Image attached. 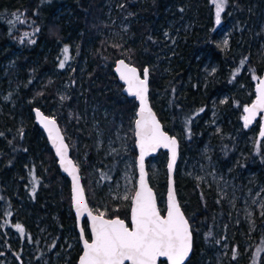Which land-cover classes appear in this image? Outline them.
Returning <instances> with one entry per match:
<instances>
[{"label":"trees","instance_id":"16d2710c","mask_svg":"<svg viewBox=\"0 0 264 264\" xmlns=\"http://www.w3.org/2000/svg\"><path fill=\"white\" fill-rule=\"evenodd\" d=\"M103 1L0 0V57L9 52L15 55V67L19 70L18 76L21 80L16 101L17 106H21L19 113L22 116V121L18 122L17 112L14 115L8 111L0 114V201L6 206L10 217L19 214L22 206L18 197L21 188H25L30 193L35 212L47 211V219H50L51 214H56L53 227L57 234L73 226V240L78 238V233L70 206L69 182L60 173L42 131L35 124L31 107H40L58 121L69 144L71 156L75 159L73 133L76 131L75 119L79 111L78 76L81 60L85 55L89 59L85 93L90 92L88 86L92 80L98 85L104 84V90L99 88L100 97L110 102L116 111H120L129 120L134 117L136 103L122 92V84L112 70L114 60L123 57L137 65L140 70L144 66L148 67L151 105L164 128L178 138L179 156H182L187 147L193 150L194 140L202 134L197 122H192L206 106V97L200 95V86H197L193 75L197 72L203 55L198 59L196 55L200 51L209 53L217 61L221 74L225 76L221 78L223 82L229 85H233L235 80L241 82L239 91L231 94L228 99V104L238 113L252 98L253 84L256 81L254 79L264 70V54L260 57L252 49L249 31L263 0H227L222 12V22L231 21L233 30L226 49L217 41L210 0H124L133 12L141 15L131 21L134 35L125 43L113 41L105 35V31L102 34L97 33ZM61 8L72 11L71 17H66L67 13L58 16ZM180 10L189 12L190 26L180 37L182 40L176 42V53L163 54V44L168 37H162L161 33L164 30L166 36L170 35L164 29V20ZM68 21L78 33L67 27ZM67 34H71L70 37ZM75 34H78L77 39H74ZM65 48L68 49L67 53L64 52ZM72 52L71 68L64 71L60 67L57 76L43 74L44 70L51 68L65 55L70 56ZM188 73L192 78L189 82ZM65 80L70 82L69 92L60 96L58 87ZM216 85L217 83L209 84L208 91L213 92ZM177 123H185L189 128L187 138L183 134L185 130L176 128ZM252 126H256V121ZM242 128L248 129L245 125ZM227 129L230 126L226 127V134L217 139L224 157L235 148V138L227 134ZM130 139L133 140V132ZM41 146L42 164L39 174L34 163ZM82 150L85 158L80 173L85 193L88 194V172L84 165L92 156V151L89 145L82 147ZM249 151L259 159L264 170V138H260ZM132 152L135 153L134 146ZM10 177L16 185L13 191L3 183ZM160 177V183L156 185L149 177L158 200L165 191V168ZM38 186L40 187L37 189ZM175 188L193 237L192 252L184 264H202L204 258L210 255V242L216 243L226 236H229L231 243L230 263L228 261L227 264H247L252 261H256L255 264H264V209L261 214H255L256 225L249 238L251 246L245 253L241 249L240 217L232 215L226 197L219 195L212 186L180 176L177 165ZM87 200H90L89 194ZM160 210L163 211L164 206H160ZM104 211L106 216L118 215L128 222L127 202L118 203L115 207L108 206ZM65 212L67 217L63 214ZM21 217L24 218V215L21 214ZM29 227L28 230L24 227V233L29 234ZM83 227L88 237L86 221H83ZM255 245H260V252L257 259L253 260L252 250ZM70 252L68 262L75 264L80 252L78 242ZM158 264L165 262L160 260Z\"/></svg>","mask_w":264,"mask_h":264},{"label":"rangeland","instance_id":"374dc122","mask_svg":"<svg viewBox=\"0 0 264 264\" xmlns=\"http://www.w3.org/2000/svg\"><path fill=\"white\" fill-rule=\"evenodd\" d=\"M210 1L213 6V28L217 31V41L223 49H226L233 30L232 22H222V11L220 22L217 23L215 4L213 0ZM102 5L97 33L102 34L105 31L107 37L113 41H121V43L130 41L134 35L131 21L141 15L133 12L124 0H104ZM60 10L58 16L67 13L66 17H71L72 11H67L66 8ZM189 17H191L189 12L180 10L164 20L166 24L164 29L170 35L166 36L164 30L161 33L162 37H168L163 44V54L170 55L175 52L176 42L182 40L180 37L190 26ZM69 21L67 24L70 23ZM67 27L71 30L76 29L72 24ZM159 31H162V28H159ZM249 31L252 37V49L257 51L261 57L264 54V0L256 12V18L249 27ZM76 35L78 34L74 35V39H77ZM90 47L91 43L87 47L88 52ZM72 49H75V44L72 45ZM73 54L72 52L66 61H64L65 57H62L51 68L44 70L43 74L57 76L61 62H64V71L71 68ZM201 55L203 58L198 65L197 72L193 75L197 86H200V95L206 97V106L192 119V122H197L202 134L200 138L196 137L195 142L193 141L194 151L187 147L182 156H179L177 171L180 176L212 186L219 195L227 198L232 215L240 217L241 249L246 253L251 246L250 234L256 225L255 214H261L264 209V170L259 159L252 156L249 149L264 136L260 135L258 130L259 119L256 120V126L248 125V129L242 128L245 125L242 122V109L238 113L228 104L231 94L239 91L241 82L235 80L233 85L223 82L221 78L225 76L219 71L217 61L209 53L204 54L202 51L196 55V59ZM88 60L87 55L82 58L78 76L79 111L75 119L76 131L73 133L76 148L74 160L80 170L85 158L82 147L89 145L92 156L84 165L88 172L89 185L87 187L90 195L88 202L93 211L104 214V209L108 206L115 207L118 203L126 202L129 204L135 189L136 151L132 152L134 145L133 140L130 139L134 117L131 120L125 119L110 102L100 97L99 88L104 90L106 88L104 84L98 85L92 80L91 85L88 86L90 92L85 93ZM14 61V53L9 52L0 57V114L6 111L12 114L17 112L16 119L21 122L22 116L19 113L21 106H17L16 101V93L21 80ZM161 67L163 68V65ZM189 75L190 73H188L187 82L192 79ZM69 83L68 80L60 82L58 87L60 96L69 92ZM213 83L217 85L213 92H209L208 86ZM229 107H231L230 110ZM228 126L230 129H227V134L235 138V148L224 157L217 139L226 134L225 130ZM176 128L185 130L183 134L187 138L189 128L185 123H177ZM42 149L43 146L40 147L34 163L39 174ZM165 160V153L160 152L146 161L149 177L155 185L160 183ZM3 183L10 191H13L16 186L11 177ZM125 196L128 198L125 199ZM18 198L22 209L20 208V213L13 217L9 216L10 213L6 206L0 201V264H69L70 251L74 249L76 242L80 246L78 238L73 240V226L57 234L56 228L53 227L55 213L47 219V211L35 212L30 193L25 188H21ZM158 205L159 207L164 206V194L158 200ZM63 214L66 216L67 212ZM17 225L23 228V232L18 230ZM24 227L27 230L28 227L30 228L29 234L24 233ZM259 252L260 245H255L252 250L253 260L257 259ZM230 253L229 236L216 243L211 241L210 255L204 258L202 264H227L228 261L230 263ZM255 263L256 261H252L247 264Z\"/></svg>","mask_w":264,"mask_h":264},{"label":"snow or ice","instance_id":"6c2138e0","mask_svg":"<svg viewBox=\"0 0 264 264\" xmlns=\"http://www.w3.org/2000/svg\"><path fill=\"white\" fill-rule=\"evenodd\" d=\"M216 8V21L220 22V13L224 10L227 0H213ZM67 53L68 49L65 48ZM68 56L65 55V60ZM64 67V62L60 63ZM120 79L128 85L129 94L140 101V119L136 120V135L140 138V187L135 192L132 208V229L120 219H104V214L92 215L84 200L83 189L79 183L75 166L67 160V146L55 127V120L41 117V123L48 129L56 152L61 158L64 170L72 176L74 201L78 216L87 212L91 218L92 240H84V252L80 264H156L157 257H167L171 264H184L191 249V233L189 225L176 201L172 190L169 191L167 216L161 217L156 207L151 189L147 187L144 178V155L147 151H154L157 147L170 148L172 170L176 160V140L167 136L160 128L151 110L147 107V69L144 79H141L134 67H129L123 60L119 61L116 69ZM257 99L251 107L244 108L248 113L244 117L247 127L258 111H264V80L257 88ZM37 115H40L37 113ZM55 133V135H54ZM264 136V131L261 132ZM125 199L128 197L125 196ZM19 231L23 228L17 225Z\"/></svg>","mask_w":264,"mask_h":264},{"label":"water","instance_id":"95a60500","mask_svg":"<svg viewBox=\"0 0 264 264\" xmlns=\"http://www.w3.org/2000/svg\"><path fill=\"white\" fill-rule=\"evenodd\" d=\"M121 60H123L125 62V64H127L129 67H134L136 69V71H137V74L140 76L141 79H144V70L147 69V72H148V67L144 66L142 68V70H140L137 65H135V64H133L131 62H128L123 57L116 58L114 60L113 66H112V70H113L117 80L122 84V92L126 96H128L130 98H133L135 100V103H136V107H135V111H134V119H133V139H134L133 145H134V148H135V151H136V156H135L136 184H135V189H134V191H133V193L131 195V198H130L129 211H128V222H127V220L125 218L120 217L118 215H114V216H105L104 215V219H117L118 218V219L124 221L125 225L129 228V230H131L132 229L131 216H132V208L134 206V202H133L132 198L134 197L135 192L137 190H139V187H140V138L136 135L137 128H136V123H135L136 120L140 119V115H139V112H140V101H139V99L137 97L129 94V92L127 90L128 89V85L125 83V81L120 79V73L116 71L117 67L119 66V61H121ZM261 80H264V70L260 73V75L258 76L256 81L254 82V84H253V96L250 99V101L245 105L244 108L251 107L256 102L257 95H258L257 88L259 87ZM148 82H149V72H148V76H147V86H148V90H147V107L151 110V113L154 115L156 121L159 123L161 130L167 136H169L171 138H174L176 140V153H177V155H176V160H175V163L173 165V168H172L171 171H169L168 165L171 162V157H172V152H171L170 148H166V147L161 146V147H157L154 151H147L145 153V155H144V178H145V182L147 184V187L149 189H151V192H152V194H153V196L155 198L156 207H157V210L160 213L161 217H166L167 216L169 191L172 190L174 195H175L176 201H177V203H178V205L180 207V211L183 213L184 218L187 220L188 225H189V231L191 233V249H190V252H189L188 256L184 260V263H185L188 260V258L190 257L191 252H192L193 237H192V231H191V226H190L189 220H188L187 216L185 215V213H184V211H183V209H182V207H181V205L179 203V200H178V197H177V193H176V188H175V169H176V165H177L178 158H179V141H178V138L174 134H171L168 130H166L164 128L161 120L159 119L157 113L155 112L153 106L151 105V102H150V99H149V84H148ZM244 108L242 110V114H243L242 121H243V123H244V117L246 115H248V113L244 112ZM31 113H32L33 120H34L35 124L42 131V133H43V135H44V137L46 139V142H47L49 148L51 149V151H52V153L54 155V158H55V161H56V165H57L60 173L63 174L67 178V180L69 182L70 206H71V210H72L73 215H74L75 228L77 230L78 238H79V242H80V252H79V254H78L77 258H76L75 264H80V258L82 257L83 252H84V240H88L89 243H91V240H92L91 218L88 216L87 212H85L81 216H78L77 213H76L72 176L69 175V173L64 170V166L61 164V158L56 152V145L53 144L52 138L49 136L48 129L45 128L43 123H41V117H46L48 119L55 120V122H56L55 127L58 130V132H59V136H61L63 138V142L67 146V160L71 161V165L75 166V168L77 170L76 174L79 177V183H80L81 188L83 189L84 200H85V202H86V204L88 206V210L92 212V215H98L100 213L94 212L91 209L90 205H89V202L87 200V196H86V193H85V190H84V187H83V182H82V178H81V173H80L79 167H78L77 163L75 162L74 158L71 156L69 144L67 143V141L65 139L64 133L62 132L58 121L53 116L45 113L40 107H38L36 105H33L31 107ZM37 113H39L40 115H37ZM256 119H259L258 130H259V133L261 135V132L264 131V111H258L256 113V115L254 116V118L252 119V122L249 125H252L255 122ZM54 135H55V133H54ZM159 151H164L165 154H166V160H165V191H164V210L163 211H160V208H159V205H158L157 194H156V191H155L154 187L152 186V184L149 181V174H148V170H147V166H146L147 158L155 156ZM83 220H85L86 223H87V231H88V234H89L88 237L86 236L84 228H83ZM160 260H164L165 264H171V262L167 259V257H163V256L157 257L156 264H158ZM125 264H130V262L129 261H125Z\"/></svg>","mask_w":264,"mask_h":264}]
</instances>
